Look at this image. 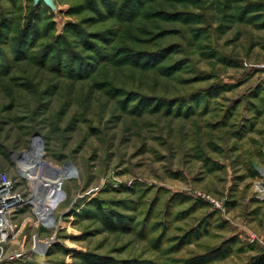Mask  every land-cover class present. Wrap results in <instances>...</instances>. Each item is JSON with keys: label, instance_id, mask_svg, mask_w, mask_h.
Masks as SVG:
<instances>
[{"label": "rangeland", "instance_id": "obj_1", "mask_svg": "<svg viewBox=\"0 0 264 264\" xmlns=\"http://www.w3.org/2000/svg\"><path fill=\"white\" fill-rule=\"evenodd\" d=\"M55 3L0 0V176L52 184L0 264H249L264 0Z\"/></svg>", "mask_w": 264, "mask_h": 264}, {"label": "bare ground", "instance_id": "obj_2", "mask_svg": "<svg viewBox=\"0 0 264 264\" xmlns=\"http://www.w3.org/2000/svg\"><path fill=\"white\" fill-rule=\"evenodd\" d=\"M8 150V149H6ZM9 152V150L7 151ZM6 152V153H7ZM8 157V156H6ZM4 169V168H3ZM26 171V170H25ZM4 172V171H3ZM27 172V171H26ZM31 173L30 171H28ZM4 177L0 176V234L6 233L8 231L12 232L14 231V217L16 216L17 212H20L22 208L27 209L30 211V206L35 207L37 205V209H49L51 205V195L50 193L44 194V192L49 189V187L52 186L49 179L47 178V174H45V169L40 168L36 171V178L32 180V184L28 187V183L24 184L25 189L22 190V188L17 183L16 179L10 177L9 175L2 174ZM24 177V176H23ZM45 177L47 179H45ZM20 182V181H19ZM41 184H43V192L42 189H40ZM42 192V195L40 196ZM47 199H45V197ZM12 196L14 197V200L20 199L21 202H25V205L21 207V209H18L17 206L18 203H13L12 206H16L14 208H11L12 206H4L3 201L5 198ZM40 196V199H39ZM35 211V209H33Z\"/></svg>", "mask_w": 264, "mask_h": 264}, {"label": "built area", "instance_id": "obj_3", "mask_svg": "<svg viewBox=\"0 0 264 264\" xmlns=\"http://www.w3.org/2000/svg\"><path fill=\"white\" fill-rule=\"evenodd\" d=\"M246 66L249 67V68H254V69H263L264 68V64L246 63ZM261 175H263V174H261ZM262 184H263L262 182H260V181L258 182V186L257 187H258L259 191L261 189H263L262 188ZM258 189H257V191H258ZM260 194L263 196L262 198L264 199V193L261 191ZM3 203H4V206H7V207L12 206L13 203L14 204L18 203V205H17V206H19V207H17L18 209H21V207H23L25 205V202H21L20 199L14 200V197H12V196H9V197L5 198ZM215 205L218 206V207H221V202L220 201L219 202L216 201ZM14 207H16V206H12V207H10V209L14 208ZM40 217H41L40 218L41 220H46V218L44 216H40ZM0 224H1V219H0ZM12 238H13V234H11L9 231L6 232V233L0 234V263L4 262L6 260H15L16 258H19V257L23 256L22 252L13 253V254L7 253L6 248H8L11 245L10 240H12Z\"/></svg>", "mask_w": 264, "mask_h": 264}, {"label": "trees", "instance_id": "obj_4", "mask_svg": "<svg viewBox=\"0 0 264 264\" xmlns=\"http://www.w3.org/2000/svg\"><path fill=\"white\" fill-rule=\"evenodd\" d=\"M43 3L45 6H47L44 2H41ZM48 7V6H47ZM49 8V7H48ZM12 33V30L9 31V35ZM23 34H26V33H23ZM27 35V34H26ZM7 36V35H6ZM25 36L24 35H20V37L18 38V40L16 41L17 44H23L22 40ZM7 38H9L7 36ZM22 42V43H21ZM25 54L24 52L21 53L20 55H17V56H21ZM9 63V62H7ZM256 167H264V160H262V162H259L258 160H251V164H250V176L251 178L253 179H256L258 177L261 176V173L257 170ZM263 205H264V202H261ZM234 205H236L235 202H230L229 203V208L230 207H234ZM257 209V208H256ZM256 213V210L253 211L252 214H255ZM204 225V224H203ZM250 249L252 250H256V247L254 245H252L250 247ZM249 264H264V251H261L258 255L254 256L250 263Z\"/></svg>", "mask_w": 264, "mask_h": 264}, {"label": "water", "instance_id": "obj_5", "mask_svg": "<svg viewBox=\"0 0 264 264\" xmlns=\"http://www.w3.org/2000/svg\"><path fill=\"white\" fill-rule=\"evenodd\" d=\"M40 2H44L52 10H56L57 6L55 0H34L35 5H38ZM257 170L264 175V167H256Z\"/></svg>", "mask_w": 264, "mask_h": 264}]
</instances>
